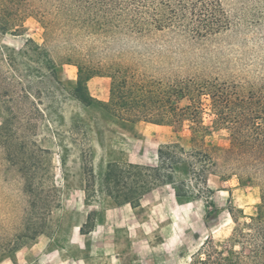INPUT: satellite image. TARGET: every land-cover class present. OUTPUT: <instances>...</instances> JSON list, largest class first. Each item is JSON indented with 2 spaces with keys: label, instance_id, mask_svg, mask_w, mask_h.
I'll return each instance as SVG.
<instances>
[{
  "label": "rangeland",
  "instance_id": "1",
  "mask_svg": "<svg viewBox=\"0 0 264 264\" xmlns=\"http://www.w3.org/2000/svg\"><path fill=\"white\" fill-rule=\"evenodd\" d=\"M218 1L224 28L207 37L80 34L47 48L56 60L77 51L86 68L121 65L141 77L264 87V0ZM18 25L0 31V264H189L210 239L225 251L234 227L229 210L241 221L255 214L258 188L240 185L220 155L217 171L225 177H209L212 193L180 201L171 187H159L142 210L128 206L106 217L112 203L93 188L86 195V170L102 175L112 162L156 165L162 145L191 148L190 123L135 125L86 106L74 97L76 64H47L35 48L44 43L40 22L29 17ZM110 84L95 77L89 93L107 102ZM204 123L203 145L228 150V132L214 128L208 115ZM98 220L110 225L84 237Z\"/></svg>",
  "mask_w": 264,
  "mask_h": 264
},
{
  "label": "trees",
  "instance_id": "2",
  "mask_svg": "<svg viewBox=\"0 0 264 264\" xmlns=\"http://www.w3.org/2000/svg\"><path fill=\"white\" fill-rule=\"evenodd\" d=\"M221 14L224 12L218 0H0V31L7 33L19 27L25 18L38 20L44 43L35 45L36 50L45 54L47 64H76L74 97L86 106H98L131 124L190 123L191 148L186 150L176 143L162 145L156 165L112 162L102 175L87 169V196L93 188L117 205L137 208L147 194L170 186L178 200L189 201L212 191L208 184L211 175L225 177L217 171L223 155L226 172L240 185L258 188L259 203L255 214L245 221L233 208L229 210L234 223L229 247L218 251L213 240H207L189 264H264V87L200 78L154 79L121 65L86 68L80 65L86 61L77 51L69 50L56 60L47 48L58 37L70 41L80 34L145 38L173 32L207 37L224 28ZM95 77L111 80L107 102L89 93L88 81ZM183 100L188 104L181 106ZM206 115L214 128L228 132V150L220 152L203 145L208 132Z\"/></svg>",
  "mask_w": 264,
  "mask_h": 264
},
{
  "label": "crops",
  "instance_id": "3",
  "mask_svg": "<svg viewBox=\"0 0 264 264\" xmlns=\"http://www.w3.org/2000/svg\"><path fill=\"white\" fill-rule=\"evenodd\" d=\"M94 80V78L93 79H91L90 81H88V84H87V86H88V90H89V86H90V84H91V82ZM76 82H77V80H73L72 81V83L75 85V87H76ZM147 124V123H146ZM135 125H137V124H135ZM128 161H130V162H136V163H138V159H133V158H130V159H127ZM208 184H209V182H208ZM165 187V186H164ZM167 187H170V186H167ZM156 190V189H155ZM154 190V191H155ZM154 191H152L151 193H153ZM151 193H149V194H147L145 197H147L148 195H150ZM174 196H175V194H174ZM145 197H143V199H142V202H141V205L139 206V207H137V208H133V207H131L130 205H117L116 204V202L111 198V197H107V199H108V201H110L112 204H110V207H108L107 209H105V211H104V215L107 217V213L108 212H111V211H113V210H117V209H121V208H123V207H130V209L131 210H133V211H138V210H142L143 208H144V205H143V202H144V198ZM175 198H176V196H175ZM177 199V198H176ZM178 200V199H177ZM105 225H110V223H108L107 222V224H106V221H104V222H102V221H97V223L95 224V226L93 227V229L92 230H90V232L89 233H87V234H84L83 236L84 237H88V238H90L94 233H96L97 231H98V228H100L101 226L102 227H105ZM81 227H82V225H79L78 226V230H79V232H81ZM73 260V259H72ZM81 261H84V262H86V259H84V258H81L80 259Z\"/></svg>",
  "mask_w": 264,
  "mask_h": 264
}]
</instances>
